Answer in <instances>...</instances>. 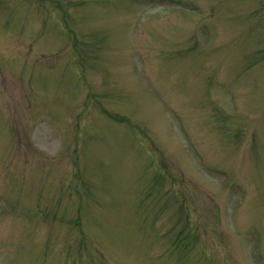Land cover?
Masks as SVG:
<instances>
[{
	"label": "rangeland",
	"instance_id": "obj_1",
	"mask_svg": "<svg viewBox=\"0 0 264 264\" xmlns=\"http://www.w3.org/2000/svg\"><path fill=\"white\" fill-rule=\"evenodd\" d=\"M0 264H264V0H0Z\"/></svg>",
	"mask_w": 264,
	"mask_h": 264
}]
</instances>
